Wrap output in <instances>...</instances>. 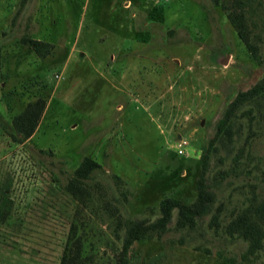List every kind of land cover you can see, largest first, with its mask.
<instances>
[{
	"label": "rangeland",
	"instance_id": "obj_1",
	"mask_svg": "<svg viewBox=\"0 0 264 264\" xmlns=\"http://www.w3.org/2000/svg\"><path fill=\"white\" fill-rule=\"evenodd\" d=\"M254 21L260 61L213 0H0V195L11 199L0 264H58L78 203L65 185L85 155L101 164L91 181L104 193L78 215L86 264L114 263L118 217L153 220L167 196L191 202L218 120L264 77V9ZM38 98L37 128L19 141L12 117ZM236 114L207 157L222 224L264 196V93ZM176 214L161 236L132 243L128 264H264L211 213L185 228Z\"/></svg>",
	"mask_w": 264,
	"mask_h": 264
},
{
	"label": "trees",
	"instance_id": "obj_2",
	"mask_svg": "<svg viewBox=\"0 0 264 264\" xmlns=\"http://www.w3.org/2000/svg\"><path fill=\"white\" fill-rule=\"evenodd\" d=\"M220 4L225 11L231 25L236 30L241 40L246 45L252 55L259 59L257 44L254 38L257 32L254 30L256 25L254 14L258 10L264 9V0H213ZM24 41L31 45L36 51L40 52L43 42L36 38H24ZM1 47H0V82L2 77L1 71ZM264 93V77L253 84L251 87L240 90L235 97L228 103L224 116L221 117L216 126L214 135L208 140L203 147L200 158L201 171L196 180V195L191 202H184L176 196H167L159 202V214L153 220L145 218H126L119 223L123 230L120 239V247L114 257L112 264H128V251L135 240L145 237L161 236L169 228L173 212L176 210V228L193 227L198 218L206 213H211L210 225L215 229L223 227L225 233L230 236L237 235L247 241L246 255L256 254L257 252L264 255V196H258L253 193L247 196L242 204L232 213L231 217L221 223V205L214 204L215 191L207 181L208 153L211 150L213 141L219 135L225 133L227 128L234 124L233 117L237 110L244 103L261 96ZM45 99L38 98L35 101H29L24 108L12 117V123L19 133L17 140L21 141L33 134L39 123ZM101 168V164L89 155L83 156L78 164L73 168L71 175L66 182V189L76 199L77 207L74 217L69 224L66 239L63 243L61 255L58 264H86L87 256L83 252L84 238L82 230L83 223L78 220L81 210L91 207V204L102 199L104 193L100 181H91L94 172ZM101 194L95 193L96 191ZM101 190V191H100ZM10 197L0 195V215H5L10 210ZM103 201H108L103 197ZM92 209V207H91ZM81 229V231H80Z\"/></svg>",
	"mask_w": 264,
	"mask_h": 264
},
{
	"label": "built area",
	"instance_id": "obj_3",
	"mask_svg": "<svg viewBox=\"0 0 264 264\" xmlns=\"http://www.w3.org/2000/svg\"><path fill=\"white\" fill-rule=\"evenodd\" d=\"M190 145V141L185 136H180L175 142V150L180 154H188V147Z\"/></svg>",
	"mask_w": 264,
	"mask_h": 264
}]
</instances>
